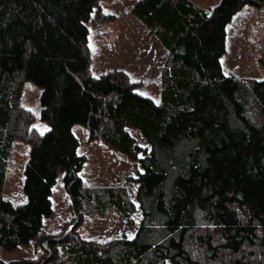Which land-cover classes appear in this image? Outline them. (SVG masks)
Wrapping results in <instances>:
<instances>
[{
	"label": "trees",
	"instance_id": "16d2710c",
	"mask_svg": "<svg viewBox=\"0 0 264 264\" xmlns=\"http://www.w3.org/2000/svg\"><path fill=\"white\" fill-rule=\"evenodd\" d=\"M101 1L0 0V248L36 240L41 251L0 264H264V79L226 76L221 61L234 15L264 0H221L211 14L193 0H136L132 14L168 51L159 103L124 71L91 75L87 23L96 9L107 19ZM27 81L42 89L45 133L21 106ZM76 125L140 162L131 239L73 234L85 216L116 209L132 223L137 210L126 187L83 181ZM128 126L150 146L142 158ZM20 138L31 148L15 205L3 192ZM59 179L73 219L47 234Z\"/></svg>",
	"mask_w": 264,
	"mask_h": 264
},
{
	"label": "rangeland",
	"instance_id": "374dc122",
	"mask_svg": "<svg viewBox=\"0 0 264 264\" xmlns=\"http://www.w3.org/2000/svg\"><path fill=\"white\" fill-rule=\"evenodd\" d=\"M136 0H107L100 2L103 18L97 19L96 10L87 23L89 28L88 45L91 56L90 73L100 77L111 71H124L136 84V92L160 102L161 69L168 57L167 49L150 30L132 14ZM195 5L209 14L221 0H193ZM264 56V5H245L238 11L227 27V45L223 55L222 67L226 76L243 79H264V67L260 58ZM42 89L32 82H25L21 106L33 116L32 127L41 133L49 130L41 119ZM137 144L142 148L139 158L150 149L147 140L134 127H127ZM80 146L78 153L86 157L80 172L83 181L91 186H124L137 210L133 222L116 209L105 214L93 213L85 216L74 228L73 234L87 241L107 242L125 236L131 239L136 234L142 215L136 200L135 180L142 171L139 161L111 146L102 137H92L87 127L76 125L73 128ZM27 139L14 141L8 160L3 196L15 205L23 204L26 196L23 190L24 170L30 156ZM61 178V177H60ZM53 214L45 220L43 231L57 234L65 223L71 221L69 208L71 199L59 179L51 197ZM40 248L36 240L27 246H18L7 251L0 248V259L34 260L39 258Z\"/></svg>",
	"mask_w": 264,
	"mask_h": 264
}]
</instances>
